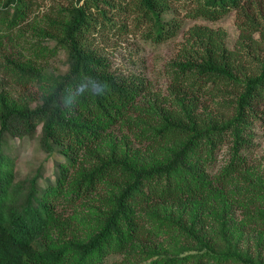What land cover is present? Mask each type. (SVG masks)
<instances>
[{"label": "trees", "instance_id": "16d2710c", "mask_svg": "<svg viewBox=\"0 0 264 264\" xmlns=\"http://www.w3.org/2000/svg\"><path fill=\"white\" fill-rule=\"evenodd\" d=\"M36 1L0 0V264H264V162L248 156L264 133V0L55 1L45 24L26 22ZM100 3L136 14L155 43L236 10L238 47L190 27L153 92L89 43L112 22ZM30 29L55 46L16 41ZM60 49L67 71L47 72L38 56ZM33 140L52 176L42 163L17 180L14 142Z\"/></svg>", "mask_w": 264, "mask_h": 264}, {"label": "rangeland", "instance_id": "374dc122", "mask_svg": "<svg viewBox=\"0 0 264 264\" xmlns=\"http://www.w3.org/2000/svg\"><path fill=\"white\" fill-rule=\"evenodd\" d=\"M55 1L67 2V0H38L35 2L33 10L30 13L29 20L26 22H33L36 19L38 23L45 24V22L48 21V15L51 14L50 10ZM115 4L118 5L117 2H115ZM190 4L191 2L188 0L185 6ZM100 5L107 9L112 22L105 25L102 18L99 20V22L102 21V23L100 22L98 27L92 30L90 35H88V40H90L89 43L92 48L102 56L108 58L110 68L113 72L123 75H140L150 83L153 92H167L166 89L169 84L167 70L169 63L177 57L182 43L185 40L186 32L190 27L199 24L214 29H224L227 32V46L230 49H236L238 47L241 30L238 26L239 19L236 10H232L226 16L216 21L185 18L183 19V26L178 36L161 43H155L144 39L143 31H145L147 26L139 23L136 14L130 11H121L118 6L113 7L110 4L100 3ZM185 6H179L178 13L180 16L185 15L187 11ZM171 16V13L166 14L167 18ZM36 35L37 34L33 35L30 29V31H26L24 34L18 35V33H16L13 36L17 37L16 41L25 45H30V42L33 41L36 47L55 46L53 40L46 39L45 37H37ZM16 41L13 42V44H16ZM67 61L68 55L66 51L62 49L56 53H47L44 50V54L38 56V62L50 73L66 72L68 69ZM2 85L8 90L11 89L6 79L3 80ZM11 92L15 98L19 99L20 95L17 89L11 90ZM256 131L253 151L248 154V156L253 159L251 161L252 164H256L258 158H260L259 162H264L262 159L264 155V133L260 129ZM121 133L122 132L117 131L118 135H121ZM14 144L17 149L16 153L18 154L16 164L17 180H25L35 174L42 163H44L46 168V176H52L54 160L53 158L48 159L47 153L39 148L36 140L23 144L15 141ZM227 155V150L225 148L220 155V164L223 163ZM56 156L59 157V155ZM263 166L259 167L258 170ZM254 168L256 169L257 167ZM261 250L264 255V248H261ZM107 264L139 263L124 262L121 256H118L116 258H111Z\"/></svg>", "mask_w": 264, "mask_h": 264}]
</instances>
